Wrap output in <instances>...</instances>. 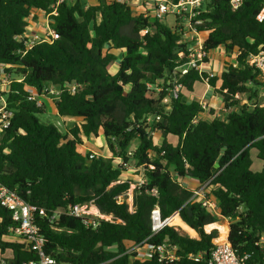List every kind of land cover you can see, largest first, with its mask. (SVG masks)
Here are the masks:
<instances>
[{"label":"trees","instance_id":"16d2710c","mask_svg":"<svg viewBox=\"0 0 264 264\" xmlns=\"http://www.w3.org/2000/svg\"><path fill=\"white\" fill-rule=\"evenodd\" d=\"M55 3L0 0V64L13 65L9 71L23 78L13 82L6 94L13 117L0 137V185L45 210L47 217L38 216L37 225L47 240L46 253L73 264L110 260L163 264L156 256L148 261L132 259L125 254L126 247L168 242L177 248L178 264H208L212 250L227 238L247 263L264 264V247L258 245L264 235V105L254 90L262 86L259 72L248 61L264 49V18L258 19L264 0H246L235 11L229 0L205 1L197 17L198 29L208 34L204 49L240 52L237 67L226 63L224 72L208 81L207 72L192 69L181 75L177 70L189 52L176 24L167 27L113 0H97V5L88 7L79 0L63 2L53 15ZM34 10L50 15L59 39L39 41L28 49L21 37L27 20L35 17ZM118 53V71L111 74ZM160 81H166L165 89L157 86ZM71 83L79 89L75 94L64 91L55 100L57 115L81 122L63 134L54 124L39 120L46 107L30 100L27 89L40 93L47 86L63 89ZM176 84L182 85L178 97L173 95ZM206 84L223 96L228 109L237 107L236 96L241 93L250 92L249 98L257 102L233 109L225 118L209 110L212 118L202 119L206 107L184 97ZM168 98L170 105L164 104ZM151 131L162 134L161 145L155 144ZM100 133L111 156L83 155L84 139ZM136 139L138 146L130 154ZM252 150L263 163L260 171L252 169ZM118 157L127 165L135 160L146 178L134 190V212L128 204L117 203L116 198L130 189V180L124 179L126 166L116 164ZM173 173L200 185L209 183L220 216L204 208L200 198L191 199L194 189ZM90 201L119 222H102L93 230L78 218L49 220L56 211ZM156 207L163 219L178 212L197 237L166 226L150 238ZM14 225L11 211L0 204L1 260L8 264L37 260L23 243L5 238Z\"/></svg>","mask_w":264,"mask_h":264},{"label":"built area","instance_id":"2783aa9c","mask_svg":"<svg viewBox=\"0 0 264 264\" xmlns=\"http://www.w3.org/2000/svg\"><path fill=\"white\" fill-rule=\"evenodd\" d=\"M70 0H56L53 5L54 11L52 14H56L57 7L63 2H69ZM117 2L127 3L130 6L132 0H113ZM206 0H180L178 3H172L170 0H141L142 12L140 13L145 18L151 20L162 21L164 17L168 14H174L177 16L178 21L176 23L177 33L181 36L183 42L188 43V60L187 62L179 67L177 70L181 75L187 74L190 70H197L199 73L204 72L203 66L208 59L210 52L204 49L205 39L202 36V32L198 29V25L201 24V20H198L202 6ZM246 0H229L232 10H238ZM264 18V8L260 13L258 19L261 21ZM48 32L49 34L45 37L33 36L30 39L25 37V34L21 39L25 40V44L28 49H31L39 41H47L53 43L55 40L59 39L58 33L51 26L52 20L50 15H48ZM148 30H143L142 34H146ZM224 48V47H221ZM226 51V49L224 48ZM27 51V50H26ZM26 51L24 53H26ZM230 56L229 65L233 67L238 66L237 58L240 52H227ZM235 57V61H232V57ZM249 63L254 66L259 72V78L264 83V49L261 50L256 55L248 57ZM14 66L10 64H0V137L2 132L10 126L11 119L13 117V111L8 108L7 96L13 82H21L23 78L18 77L9 70L13 69ZM208 73V78L217 76L214 72L210 71ZM208 85V84H207ZM211 87V86H210ZM182 85L176 84L173 89L174 97H178V93L181 90ZM79 89V85L76 83H71L66 85L63 89L54 87H45L39 93L34 88H28L30 94L29 99L36 101L38 106H42V98L49 97L54 101L59 98L62 92L67 91L70 94H75ZM238 97V95L236 96ZM203 105V104H202ZM205 108L206 106L203 105ZM231 110H227L224 118L229 114ZM157 119H160L158 117ZM151 119L149 118L148 121ZM156 131H151V135L154 138ZM131 154V153H130ZM98 157L96 154H90V158L94 159ZM119 164H123L127 167V164L123 163L121 158H118ZM139 170H142L141 168ZM143 173V170H142ZM121 182V181H120ZM125 182V181H122ZM146 183L145 175L142 174L137 182H132L130 180V189L119 195L117 203L128 204L130 212H134L133 197L134 190L137 186H141ZM153 193L156 195V189H153ZM200 198L201 203L204 208L216 216H220V210L218 207L217 200L211 194V189L209 183L198 186L194 189V193L191 199ZM0 204L5 208L9 209L12 213V220L14 226L10 228V235L5 236L6 239H15L24 244L26 250L34 252L37 254L38 259L28 262H23L21 264H73L68 261L58 260L56 257L46 253V243L47 240L45 236L41 233L39 226L37 225V217L45 216L46 212L44 209L39 208L35 205L23 201L14 191H11L7 187L0 185ZM175 215H179L177 212ZM173 215V216H175ZM60 216H68L73 218L81 219L84 224L93 230L97 229L102 222L115 223L119 222L112 214L101 212L96 206L94 201H90L84 204H74L69 205L66 209L56 211L53 216L49 218L51 222L58 220ZM172 216V217H173ZM163 219L160 210L156 207L151 215L152 220V234L150 238L158 233H160L166 226L174 227L177 231L178 226L170 224V218ZM195 238V237H192ZM258 245L264 247V235L261 236ZM126 253L131 256L132 259L140 261H148L153 259L155 256L158 261L163 264H178L179 258L176 256V247L171 246L170 243L165 242L160 245H150L145 241L139 244H128L126 247ZM194 256L191 255V258ZM0 264H8L4 261H0ZM101 264H112V260L101 263ZM208 264H249L246 261V257H241L238 255L237 251L234 249L230 241L225 238L220 241L216 247L212 250L211 257Z\"/></svg>","mask_w":264,"mask_h":264},{"label":"crops","instance_id":"0c3cea01","mask_svg":"<svg viewBox=\"0 0 264 264\" xmlns=\"http://www.w3.org/2000/svg\"><path fill=\"white\" fill-rule=\"evenodd\" d=\"M77 0H70L69 2L74 3ZM81 5L83 7H88L90 5H97V0H79ZM131 8L134 11V14H140L142 12V4H141V0H132L131 2ZM33 15L35 17L33 18H29L27 20L28 22V26L26 28V33H25V37L27 39H30L33 36H39V37H45L46 35L49 34L48 32V14L42 12V11H37L34 10L33 11ZM100 20V17H99ZM203 38L206 39L208 37L207 33H203L202 34ZM222 51L220 52H216V57L214 58L213 56H211V52L210 55L208 57V59L206 60L204 66H203V71L204 72H214L217 76H220L222 72H224L225 70V64L229 63V60L231 59L229 54L226 53V51L224 50V48H221ZM121 55V53H120ZM230 58V59H229ZM121 61V59H120ZM231 61V60H230ZM232 61H235V57H232ZM114 71V73H116L118 71V66H114L111 67ZM260 83H263L260 78H258ZM220 86V82L217 84V88H219ZM129 88V86H128ZM259 90L264 93V86L258 87ZM262 95V94H261ZM264 96V95H263ZM239 99H242V97H236ZM186 102H191V101H199L201 104H203L204 106H206L205 112H203L200 117L202 119H210L212 118V115H210L209 110L214 111V115L218 116L220 118H224V114H226L227 110H233L236 108H240L239 106L237 107H231V108H227L225 105V102L223 101V96L219 93H216V91L214 89H212L209 85L206 84L204 91H202V94L200 95V97L195 96V95H190V96H185L184 97ZM43 104L46 107L47 112L49 113H54L57 115V110H56V106H55V101L52 98L49 97H43L42 99ZM246 99L242 100L241 104H245L246 103ZM259 101V100H258ZM257 102V99L253 100V103ZM264 105V103L262 104V106ZM221 110H225L224 114ZM223 115V116H221ZM64 118V117H63ZM89 141L93 140V137L90 138H86ZM94 139H96L98 142L97 144L100 147H103V150L100 151V149L96 146L93 147H89L88 150H90L91 152L96 153L99 156H105V157H110L111 153L109 148L107 147L104 137L102 135V133L99 134L98 137H94ZM154 142L156 145H161L164 137L162 136V134L158 133L157 131L154 134V138H153ZM85 140H84V145L83 147H85ZM101 153V154H100ZM109 154V155H108ZM125 173H128V171H126ZM124 173V174H125ZM130 176H126L124 175V179L129 180ZM183 185H185L188 188L196 189L198 186H200V184L191 178H181V180H179ZM7 240H12V241H16L15 239H7ZM6 256V255H5ZM10 255L6 256L9 257ZM0 261H1V257H0Z\"/></svg>","mask_w":264,"mask_h":264},{"label":"rangeland","instance_id":"374dc122","mask_svg":"<svg viewBox=\"0 0 264 264\" xmlns=\"http://www.w3.org/2000/svg\"><path fill=\"white\" fill-rule=\"evenodd\" d=\"M163 24H165L167 27H173L175 24H176V18H175V15L174 14H168L164 17V19L162 20ZM222 51L221 50V47L215 49L214 51L211 52V56H213L214 58L217 56L216 55V52H220ZM120 59H121V55L120 53L117 54V60L111 65V67H114V66H118L119 65V62H120ZM110 67L109 71L111 74H115L113 69ZM15 77V75H13ZM165 85H166V81H160L157 83V86H161L162 89H165ZM262 86H264V83H262ZM258 87H261V86H256L254 88L255 93L257 94L258 96V100H259V104L262 105L264 103V93H262ZM204 91V88H198L197 89V92L195 94H189L187 96H190V95H195V96H198L200 97V92ZM262 94V95H261ZM251 95L250 92H246V93H241L239 94V97H242V99H239L237 98V102H238V105L240 108H243L245 106H251L253 104V101L249 98V96ZM247 100L245 104H241L242 100ZM185 100V99H184ZM164 104H167V105H170V99H165L164 100ZM224 114L225 110H221ZM225 115V114H224ZM223 116V115H221ZM38 118L41 122L43 123H49V124H54L55 126L58 127V129L60 130V132H62L63 134H65L70 128H72L75 124H77L78 122H81V119L80 118H63V117H60L54 113H45V114H40L38 115ZM151 120L153 118H150ZM85 140V144L86 146L85 147H82L80 149L81 153L85 156H90V154L94 153V152H91L90 150H88L89 147H93V146H96L100 149V151L103 150V147H100L98 144H97V140L94 139L93 137V140L92 141H89L88 139H84ZM138 146V140H134L132 143H131V146L130 148L128 149L129 153H133L136 149V147ZM96 154V153H94ZM101 154V153H100ZM97 155V154H96ZM109 155V154H108ZM251 155H252V159H253V166H252V169L253 171H260L262 168H263V163L262 161H260L257 156H256V152L255 150H252L251 152ZM99 156V155H97ZM119 158V157H118ZM118 158H116V164H119V160ZM128 173H125L126 176H130L129 177V180H131L132 182H137V180L141 177V175L143 174L142 173V170H139L136 166V161L131 159L129 162H128V165L126 167ZM173 176L175 179L177 180H181L180 177H178L175 173H173ZM178 230L180 233L182 234H185V235H188L190 237H197V234L196 232L195 233H191L190 231H188L187 229L185 228H181L178 226ZM6 256L10 255V252L7 251ZM0 257H1V254H0Z\"/></svg>","mask_w":264,"mask_h":264},{"label":"bare ground","instance_id":"6f19581e","mask_svg":"<svg viewBox=\"0 0 264 264\" xmlns=\"http://www.w3.org/2000/svg\"><path fill=\"white\" fill-rule=\"evenodd\" d=\"M170 224L171 225H176L179 226L181 228H185L188 231H190L191 233H194L190 228H188L181 220L180 217L178 215L173 216L172 218H170Z\"/></svg>","mask_w":264,"mask_h":264}]
</instances>
